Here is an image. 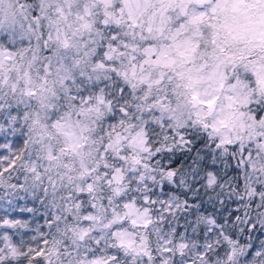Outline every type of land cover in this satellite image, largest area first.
<instances>
[{"label": "snow or ice", "instance_id": "obj_1", "mask_svg": "<svg viewBox=\"0 0 264 264\" xmlns=\"http://www.w3.org/2000/svg\"><path fill=\"white\" fill-rule=\"evenodd\" d=\"M0 264H264V0H0Z\"/></svg>", "mask_w": 264, "mask_h": 264}]
</instances>
